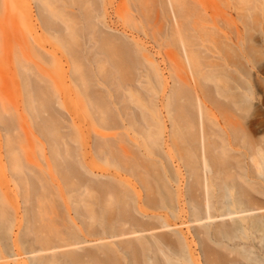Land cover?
<instances>
[{"label": "rangeland", "instance_id": "obj_1", "mask_svg": "<svg viewBox=\"0 0 264 264\" xmlns=\"http://www.w3.org/2000/svg\"><path fill=\"white\" fill-rule=\"evenodd\" d=\"M187 1L190 4L191 1ZM173 2L178 1L172 0V4L177 5ZM245 3L247 4L244 0H195V5H192L198 9L200 15L199 18H194L191 22L192 27H194V31L191 32L194 37L192 40L187 39V33L175 34L173 31V10L169 0L168 5L166 0H140L139 2L136 0H95L93 6L85 5V14L90 15L92 24H95V29L99 30L101 27L100 31H103L102 37L100 36L101 32L96 31L98 34L94 32L90 38V43H95L98 40L96 47L99 45V48L97 49L102 48L103 51H105L104 49L106 52L111 51L109 46L107 47L101 42V39L107 38L106 35L124 39L126 37L138 50L140 59L142 55L148 59V61H143L145 70L136 71V80L133 76L134 72L128 73V71L121 69L119 72L122 74H118V79L121 77L123 81L121 79L111 81V84L114 85L113 88L116 89L114 93H111L105 86L96 87L92 91L98 92L103 97L108 94L121 97L124 104L129 107L126 113H132L133 109L137 118H140L141 113H143L153 124L155 132L157 126L160 127V134L156 132L155 135L154 132V139L147 142L148 145L153 144V151L157 154V156H152L150 160V163L154 162L156 167L151 172H147L142 167L138 171L141 179L147 177L148 173H153L154 176L156 174L163 176L168 190L174 194L175 199L170 208L160 204L159 207L152 208L146 203L144 188L140 182L136 181V141L141 145L143 143L142 137L138 136L128 125L124 130H102L98 126H94L93 116L84 115L80 112L72 114L66 110V106L70 104L71 100H75L76 93H78V88L71 80L73 69L69 56L63 49L54 44V35L43 30L34 1L0 0V107L3 105L6 107L4 116L7 119H12L15 127L11 134H7L0 127V198L3 206L8 210L7 225H9V230L3 237L7 252H4V247H1L0 264H32L33 259L39 258L47 262L51 258L60 259L69 255L80 256L86 263L89 261L87 256L100 254L103 247L112 249L121 264H127L129 259L125 248L128 243L136 245L138 240L154 243V240L158 239L159 236L169 240H175L174 238L177 236L180 237L193 262L205 264L201 254L204 247L200 248L196 236L200 229L196 224L191 223V212L186 193L188 172L184 166V162L188 159H192L193 162L198 161V163L200 161L199 158H192L191 148L185 143L189 127L184 114H172L176 120L174 127L167 107L171 102L172 91L183 86L184 81L195 88L194 77L201 79V81L203 78H207L208 80L201 83L211 89L210 94L213 99L219 98L214 93L215 84H223L225 80L231 83L229 79L224 77L225 70L229 69L233 72L235 78H244L239 72L237 73V68L231 66L232 60L241 63L251 75H255L256 68L251 63H247L246 53L247 48L250 47L260 59L257 67H261L260 76L264 80V34L260 31V27H255L256 29L251 32L253 41L250 44L246 43L244 48L237 46V36L245 33L243 19H240L239 16L246 17L249 13H246L247 6ZM136 5H140V8L142 6L144 12L146 10V14L142 8L143 15L136 13V9H134ZM74 7L77 9L76 5ZM75 9H73L74 11L68 9L66 12L73 11L78 14V10ZM263 16L264 4L257 2L250 19H246V24L253 25L254 23L256 25L263 20ZM96 24H99L100 27H97ZM68 35L70 32L64 31V36ZM24 41L28 44V48L27 46L23 47ZM79 45L82 47V43ZM76 47L78 50L84 48ZM87 47L92 48L93 44L91 46L89 44ZM31 48L34 49L38 57ZM185 49L189 57L194 52L193 58L197 54L196 56L201 59L202 66L200 68L195 61H192L193 72H196L194 76L187 65ZM76 51L75 49L74 52ZM82 51H79V54H82ZM242 54L245 58L240 57ZM84 55L83 53L82 56ZM193 58L190 59L194 60ZM22 62H24L26 69L22 68ZM93 65L90 66L92 68L89 70L91 72L97 71L92 73L98 78H102L110 70L113 71L107 64ZM97 67L100 69L94 71V68ZM83 68L85 67L81 66V69ZM36 76L38 77L36 78ZM26 78L33 80L34 84H39V79L43 80L40 85L49 88L54 93L52 112L58 118V132L63 137L68 134V149L73 152L77 150L80 155L78 161L82 168L77 169L78 178L88 181L89 184L119 182L120 191L116 192L115 197L108 198V200L110 199L112 204L114 201H119L120 205L126 209L121 219L127 220L128 223L123 229L125 231L136 230V227L132 226V220L137 218L143 229L151 228L152 231L137 233L120 239H109L105 235H100V223L114 224L116 221L118 222L120 220L118 219L119 211L116 208L111 209L106 221H101L97 217L100 207L94 204L95 198L92 192L78 196L74 192L76 185L72 189L66 188L57 177L53 167L48 170L46 165V160L50 158L48 146L38 136L35 120L27 111L24 94ZM180 98L177 96L174 99V105L178 108L184 104ZM110 99L113 100L114 98L111 96ZM136 107L138 108L137 111ZM213 112L216 113L214 109ZM238 116L247 123L254 140H259L264 135V104H259L252 96L250 104ZM42 117L47 119L49 116L43 114ZM208 124L211 129L214 128L212 120ZM65 127H70L71 131ZM174 128L175 134L177 133L180 139L176 141V136L173 137V146L171 135ZM94 130L106 135L117 134L118 137L121 136L119 144H115L113 149L114 153L118 155V159L100 160L95 156L93 151ZM259 131H262V134H259ZM8 140L12 142L13 150L17 153L14 156L17 162L12 164H15L18 170L22 168V164L27 165L28 170L36 174L33 176L32 173L31 176H33L32 181L39 191L44 189L41 188L42 183L35 177L42 180L51 191L47 198L48 203L40 201L41 198L36 196L28 202L24 201L22 188L18 183L19 176L22 175L20 171L18 174L11 171V161L6 157L8 148L6 142ZM211 142L218 143L219 141L212 137ZM230 162L231 165L236 163L234 160H230ZM212 166L213 171H217V167L214 164ZM147 178L149 179V176ZM233 179H235L233 172H216L212 178L215 185V196L218 195L217 186L223 183L236 182L237 179L231 182ZM155 198L159 201L160 197L156 194ZM89 209L95 213L93 216L89 215ZM28 210L37 217L41 214L44 216L43 221L37 219V221L31 222L35 229L34 236L29 235L26 231L30 225ZM216 215H219V212ZM157 218L160 219L157 220ZM162 221H165L171 228L159 229ZM71 233L75 234L74 240L70 239ZM54 234L59 235L62 243L66 242L72 245L57 250H47L40 254H25L24 249L32 243V240L44 239ZM22 241L24 245L21 244ZM211 242L206 241V244L225 255L223 250L218 249ZM54 244L61 245L57 241ZM162 250L166 255H171L166 247H162ZM151 255L148 253V256ZM162 256L161 253L158 254L159 259L164 261L165 258Z\"/></svg>", "mask_w": 264, "mask_h": 264}, {"label": "bare ground", "instance_id": "obj_2", "mask_svg": "<svg viewBox=\"0 0 264 264\" xmlns=\"http://www.w3.org/2000/svg\"><path fill=\"white\" fill-rule=\"evenodd\" d=\"M32 1H34L36 5L38 19L42 24L43 30L54 35V44L58 48L64 50L70 58V64L72 63L73 73L71 74V80L78 88V93H76L75 100H71L70 104L66 106V110L72 112V114H75L74 112H80L84 115L93 116L94 126H98L102 130H124L126 125H128L138 136L142 137L143 143L141 145L136 141V181L140 182L141 186L144 188L146 203L150 207L156 208L162 205L170 208L175 197L174 194L168 190L163 176L157 174L154 176L153 173H148L149 179L147 178L148 176L141 179L138 171L142 167L147 172H151L156 167V165L153 164V160V163H150V160L152 156H157V154L153 151V144H147L148 141L154 139L153 134L155 131L153 130V124L149 122L143 113H141L140 118H137V115L135 116L133 109L132 113H126L129 107L124 104L121 97L118 98V96H114V94H108L103 97L99 95L98 92L92 91L95 90L96 87L105 86L111 93H114L116 89L113 88L114 85L111 84V81L118 79V74H122L119 72L121 69H123V71H128V73H130V71L134 72L133 76L136 80V71L145 70L143 61H148L147 57L142 55L140 59L138 50H136V47L128 41L126 37L124 39L122 37H109V35H106L107 38L101 39L104 45L111 48L109 52H106V49H104L105 51H103L102 48L97 49L99 48V45L96 47L98 40H96L95 43H90L92 34L96 31H100L101 27L99 24H96V26L100 28L99 30L95 29V24H92L90 15L85 14L84 10L85 5L93 6L95 0ZM136 1L139 2L140 0ZM166 1L168 5V0ZM177 1L178 2H173L177 3V5H174L172 4V0H169L173 10V31L175 34L187 33V39L192 40L194 37L191 32L194 31V27H192L191 22L194 18H199L200 12L192 5L195 0H190V4H188L187 0ZM244 1L247 2V4L245 3L247 6L246 13H249L246 17L243 15L239 17L243 19L245 33L244 35H238L236 39L237 46H243V48L246 43L250 44L253 41L251 32L256 29L255 27H260V31L264 34V18L258 23L259 25H254L253 23L254 27L252 24H246V19H250L252 11L254 10V5L257 2L264 4V0ZM75 5L77 9H75ZM139 6L136 5L134 9H136V13L143 15L144 9L141 6L143 9L142 12ZM68 9L78 10V14L74 13V10L70 11V13L66 12ZM145 12L144 14H146ZM79 13L81 14L79 15ZM64 31H69L70 35L64 36ZM100 32L101 36L103 31ZM96 34H98V32H96ZM79 43H82L83 49H77L76 46L81 47ZM89 44L90 46L93 44V47L88 48L87 46ZM24 46L28 48V44H26L25 41L23 43V47ZM74 48L78 53L77 51L74 52ZM31 50L35 53L33 48H31ZM79 51H82V54H79ZM83 53L85 54L84 56H82ZM184 54L186 55L185 59L192 75L194 76V73L196 75V72H193L194 65H192V61H195L198 68H200L202 66L201 59L196 56L197 54L195 58H193L194 52L193 55L189 57L186 49ZM246 54L247 63H251L257 70L255 75H251L241 63L232 60L230 62V64H232L231 66L237 68V73L239 72L244 78H235L233 72L229 71V69H224V77L229 79L231 83L227 80H223V84H215L214 93L217 94L219 98L216 100L213 99L210 94L211 89L201 83L204 80H208L207 78H203V81H201V79L199 80L194 77L195 88L193 85H189L184 81L183 86H179V88H175L172 91L170 98L171 102L167 107V112L172 118L171 122L174 127L176 126V120L172 114H184L189 127V133L185 137V143L191 148L192 158H199L200 161L198 163V161L193 162L191 161L192 159H188L184 162V166L188 172L186 193L190 206L191 223L196 224L200 229V231L196 233V236L200 248L204 247L201 254L205 264H264V135H262L259 140H254L247 127V123L244 122L242 117L238 116L240 112L245 110L247 105L250 104L252 96L259 104H264V80L260 76L261 67H257L260 59L256 56L253 48H247ZM36 56L38 57L37 54ZM240 57L245 58L244 54L240 55ZM23 63L24 62L21 63V66L25 68ZM93 64H107L113 71L110 70V72L104 74L102 78H98L93 74L97 72L96 69H98V67L94 68L96 72L92 71V73L89 70L92 68L90 66ZM81 66L85 68L81 69ZM37 77L38 76H36V78ZM119 79L123 81L121 77ZM39 81V84H34L33 80L26 78L24 81V94L26 97L27 111L32 116L33 120H35L36 132L38 136L45 141L50 152V158L46 160L48 170H51L53 167L57 177L66 188L72 189L74 185H76L77 187L74 188V192L78 194V196L92 192L95 198V200H93L94 204L100 207V212L96 215L101 221H106L111 209L116 208L117 211H119L118 219L120 220H118V222L116 221L114 224L109 222L100 223V235H105L109 239H120L129 235L152 231L151 228L143 229L141 222L137 218L136 220H132V226L136 227V230L125 231L123 229L128 223L127 220L121 219L126 209L120 205L119 201H114L113 206L110 199L108 200V198L115 197L116 192L120 191L119 182L89 184L88 181H83L78 178L77 169L80 167L82 168L81 163L78 161L80 155L77 150L73 152L68 149V134L63 137L58 132V118L52 112V99L54 93L51 92L49 88L40 85L43 80L39 79ZM111 96L114 98L113 100L110 99ZM177 96H180L181 101L184 102L179 108L174 105V99ZM210 107L213 108L216 113L213 112V109ZM137 110L138 108L136 107V111ZM5 111L6 107L4 105L0 107V127L7 134H11L15 130L14 123L12 119L5 118ZM43 114H48L49 117L44 119L42 117ZM211 120L214 127L212 129L208 124ZM65 128L71 131L70 127ZM212 130L213 132H211ZM156 132L160 134L159 126H157ZM156 132L155 135L157 134ZM173 133L171 135V140L174 146L173 137L176 136V141L180 138L177 133L175 134V128ZM258 133L262 134V131ZM119 137L117 134L106 135L94 130L93 151L95 156L100 160H106L108 158L112 160L115 158L118 159V155L114 153L113 149L115 148V144H119L121 136ZM212 137H215L219 142L212 143ZM64 139L66 140L65 142ZM6 144L9 148L6 150L7 159L11 161V164L16 163L17 161L14 156L17 153L13 150L14 145L9 140ZM123 151L127 153L124 149ZM230 160H234L236 162L235 165H231ZM212 164L217 167V171H213ZM21 167L22 168L18 170L16 165L12 164L10 169L13 173L15 171L17 174L20 171L22 175L19 176L20 179L18 183L22 188L24 201L28 202L32 197L36 196L41 198L40 201L48 203L47 198L51 194V191L39 177L35 178L42 183L41 188L44 190L39 191L36 189L32 181L33 176H36V174L32 172L33 176H31L32 173L28 170L29 167L27 165L22 164ZM222 169L225 172L221 171ZM216 172H233L235 174V179L238 180L233 182L235 180L233 179L231 181L233 183L231 184L223 183L217 186V196H215V185L212 181L213 175ZM156 194L160 197L159 201L155 198ZM0 205H2L0 206L1 256V247H4V252H7L3 237L7 234L9 225H7L8 210L3 206L1 198ZM217 212H219V215H216ZM11 213H13V211H11ZM94 214L95 213L91 210L89 211V215L93 216ZM43 217V214L37 217L32 211L28 212V222L30 225H28L26 231L29 235H35V229L31 222L37 221V219L43 221ZM159 219L160 218H157V220ZM160 224L161 225L158 227L159 229L171 228L165 221H162ZM45 227L47 228L46 224ZM74 238L75 234L71 233L70 239L74 240ZM174 239L175 240H169L163 236H159L158 239L154 240V243L142 240H138L136 245L128 243V246L125 248L127 258L129 259L127 264H195L193 259L187 254L186 247L183 245L181 238L177 236ZM55 241L61 245L54 244ZM206 241H212L211 244L223 250L225 255L220 254L221 252L213 249V247L211 248L206 244ZM62 242L58 234L51 235L44 239L37 238L32 240V243L25 247V254H40L47 250H57L72 245ZM21 244L24 245L23 241ZM162 247H166L171 255H166ZM148 253L152 255L148 256ZM159 253L165 258L164 261L159 259ZM87 258H89V261L86 263L83 262L82 257L77 255H69L60 259L51 258L47 262L38 258L33 259L31 263L121 264L115 252L107 247H103L100 250V254L89 255Z\"/></svg>", "mask_w": 264, "mask_h": 264}]
</instances>
